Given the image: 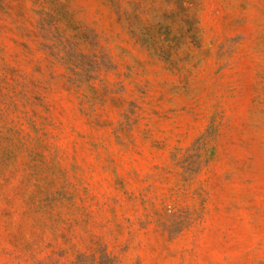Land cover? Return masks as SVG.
Wrapping results in <instances>:
<instances>
[{"label": "rangeland", "instance_id": "obj_1", "mask_svg": "<svg viewBox=\"0 0 264 264\" xmlns=\"http://www.w3.org/2000/svg\"><path fill=\"white\" fill-rule=\"evenodd\" d=\"M0 264H264V0H0Z\"/></svg>", "mask_w": 264, "mask_h": 264}]
</instances>
